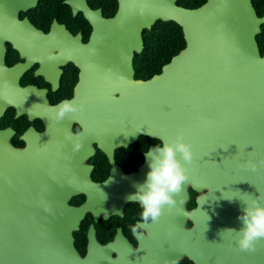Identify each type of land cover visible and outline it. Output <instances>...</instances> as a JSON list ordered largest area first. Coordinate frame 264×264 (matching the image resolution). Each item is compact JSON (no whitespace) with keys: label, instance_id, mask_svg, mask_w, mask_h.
I'll list each match as a JSON object with an SVG mask.
<instances>
[{"label":"water","instance_id":"1","mask_svg":"<svg viewBox=\"0 0 264 264\" xmlns=\"http://www.w3.org/2000/svg\"><path fill=\"white\" fill-rule=\"evenodd\" d=\"M177 1L121 0L114 18L94 16L97 37L80 48L87 49L86 70L70 99L79 110L57 122L52 106L45 108L46 131L32 168L19 162L27 150L7 144L0 162V264H178L184 258L264 264V239L255 251H241L237 233L227 231L243 227L239 198L260 197L264 204V53L257 40L264 15L253 0H207L196 8ZM158 20L179 24L186 46L160 73L136 78L134 57L145 48L143 32ZM141 134L163 142L182 136L191 145L189 179L176 206L141 232L138 248L121 230L102 244L92 225L82 255L74 233L86 212L92 210L96 220L100 210L123 215L150 170L147 160L130 174L114 165L109 183L120 188L102 194L105 184L92 180L93 167L85 163L95 151L93 141L114 164V150ZM190 187L199 193L193 209ZM80 193L89 196L87 202L70 204Z\"/></svg>","mask_w":264,"mask_h":264},{"label":"flooded vegetation","instance_id":"2","mask_svg":"<svg viewBox=\"0 0 264 264\" xmlns=\"http://www.w3.org/2000/svg\"><path fill=\"white\" fill-rule=\"evenodd\" d=\"M195 1L184 0L186 4ZM177 4L196 8L182 4V0ZM120 6L121 0H0V162L7 144L11 143L21 151H28L20 155V165L33 167L34 154L42 140L40 134L46 131L47 126L42 113L47 107L72 99L82 82L86 70L82 62L87 49L84 52L80 48H87L91 38L97 37L93 33L94 16L114 18ZM78 37L79 41H76ZM134 68L136 77L135 62ZM81 130L79 124L73 125L74 133L79 134ZM161 142L158 138L141 134L128 146L122 145L114 150L113 164L108 154L93 141L95 151L85 163L93 167L92 180L105 184L101 193L112 196L120 188L119 182H106L114 165L126 174L137 172L146 161L145 150ZM31 148L33 152H30ZM5 166L1 168L6 181ZM189 190L188 208L193 209L199 193L192 187ZM88 198L86 193H80L70 199V204L79 207ZM111 210H100L98 220L92 210L86 212L80 230L74 233L75 244L82 255L87 252L92 225L102 244L115 240L121 230L135 248L139 247V239L132 234L131 226L142 223V206L128 201L123 215ZM106 213L108 218H104ZM141 232L146 231L142 229ZM178 264L196 263L184 258Z\"/></svg>","mask_w":264,"mask_h":264},{"label":"clouds","instance_id":"3","mask_svg":"<svg viewBox=\"0 0 264 264\" xmlns=\"http://www.w3.org/2000/svg\"><path fill=\"white\" fill-rule=\"evenodd\" d=\"M78 110V106L67 99L50 107L51 118L57 122ZM74 147L78 150L79 144ZM145 158L150 170L144 183L138 185L137 191L128 197L129 201L138 202L143 209L140 217L142 223L131 226L132 234L137 237L150 223L159 222L165 208L171 210L176 206V197L189 179L187 165L191 164L193 154L191 145L185 143L182 136H177L171 142H161L155 148L145 150ZM252 167L255 170L256 166ZM244 195L251 196L247 193ZM239 199L244 205L243 214L239 217L243 227L239 231L234 229L227 231L237 233V246L241 251H255L256 243L264 239V204L260 202V197L251 201Z\"/></svg>","mask_w":264,"mask_h":264},{"label":"trees","instance_id":"4","mask_svg":"<svg viewBox=\"0 0 264 264\" xmlns=\"http://www.w3.org/2000/svg\"><path fill=\"white\" fill-rule=\"evenodd\" d=\"M206 0H196L193 4H182L197 7ZM259 15L264 13V0H253ZM145 48L135 57L136 77L150 78L162 71L164 64L186 46L182 27L174 21H158L152 29L145 32ZM262 54L264 53V24L257 36ZM80 233V232H79Z\"/></svg>","mask_w":264,"mask_h":264}]
</instances>
